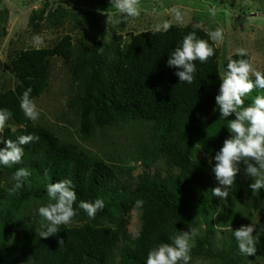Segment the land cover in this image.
Instances as JSON below:
<instances>
[{
  "label": "trees",
  "instance_id": "obj_1",
  "mask_svg": "<svg viewBox=\"0 0 264 264\" xmlns=\"http://www.w3.org/2000/svg\"><path fill=\"white\" fill-rule=\"evenodd\" d=\"M63 16L56 15L61 20ZM194 25H172L166 33L154 34L150 30L131 34L128 43L118 36L116 47L104 54L92 51L87 44L90 36L75 42L67 34L51 47L21 50L12 59L17 85L12 90H0V109L12 113L9 120L18 128H6L2 137L16 141L21 135L34 134L40 139L22 146V163L12 168L0 165V206L4 210L0 226H16L20 210L29 207L30 201L38 200L46 206L47 185L64 179L72 181L77 193L74 208L78 215L74 219L81 223L61 226L48 239L40 236L46 223L37 221L32 228L22 229L19 248L28 264H146L148 252L161 243H171L178 231L208 225L216 212L210 192L212 168L196 154L201 148L214 158L231 134L227 120H220L215 101L221 83L219 49L207 36V30ZM193 31L209 41L215 55L206 64L196 62L192 84H180L175 75L178 69L170 68L167 61L183 37ZM230 57L241 58L237 54ZM55 58L70 68L78 96L69 107L78 115L82 139L88 140L105 127L145 121L153 130L154 141V149L147 155L162 163L166 173L158 169L154 175L140 176L133 185L126 183L121 179L126 173L123 168L118 171L24 116L20 109L23 92L31 87L35 100L47 91ZM254 97L250 94L245 106L251 105ZM4 147L6 144L0 143V149ZM19 168H26L31 175L23 188L11 192L15 184L12 176ZM45 170L48 176L44 175ZM97 198L104 200L105 207L95 219H90L79 203ZM138 200L143 204L137 206ZM135 209L139 211L141 227L132 235L128 224ZM59 239L65 241L61 248ZM209 242L206 235L197 244L200 256L217 258L221 264H241V253L228 258L238 248L236 243L230 252L211 256L207 251ZM0 264H6L1 254Z\"/></svg>",
  "mask_w": 264,
  "mask_h": 264
},
{
  "label": "rangeland",
  "instance_id": "obj_2",
  "mask_svg": "<svg viewBox=\"0 0 264 264\" xmlns=\"http://www.w3.org/2000/svg\"><path fill=\"white\" fill-rule=\"evenodd\" d=\"M173 8H179L183 14L182 23L175 20L171 13ZM140 12L138 18L118 22L121 14L112 7L111 0H0V90L16 87L17 78L11 61L21 50L37 48L32 43L34 35L44 39V45L40 48L53 46L67 34L75 42L90 36L87 44L92 51L104 54L116 47L115 37L122 36L124 42L128 43L131 34L153 30L155 25L164 21H171L172 25L180 27L200 25L207 31L222 28L224 42L217 47L220 75L225 70L227 59L240 48L247 49L255 58L254 67L264 72V0H140ZM89 13L92 15L88 16ZM57 14L59 17L64 14L63 19H58ZM77 94L69 66L62 59L55 58L50 85L41 97L35 99L40 115L34 123L52 130L65 142L77 144L91 155L117 167L118 171L121 172L123 168L126 173L121 179L131 185L140 176L154 175L158 169L166 173L162 163L147 155L149 150L154 149V141L153 130L145 121L105 127L95 131L88 140H83L78 115L69 107ZM251 94L258 96L264 95V92L256 89ZM246 99L250 100V95ZM8 127L14 131L18 128L10 120L7 121ZM196 156L213 169V157L205 154L201 148ZM244 167L241 164V171L226 200L221 201L213 196L216 212L207 226L203 223L202 228L198 229L199 234L194 238L191 250V264H221L217 258L199 255L196 246L206 235L210 237L208 253L211 256L221 255L224 251L230 252V247L237 244L235 230L252 225L256 229L253 235L257 252L249 257L241 254V264H264V189L253 193L249 185L254 181L245 175ZM211 177L213 188L217 187L213 171ZM30 202L29 207L20 210L16 226H0V254L6 264H28L27 257L19 248L22 229L32 228L37 221L47 223L38 212L43 206L42 202ZM3 213L0 206V217ZM73 224L81 223L74 219ZM140 227V214L135 209L129 218L128 231L136 235ZM236 251L231 252L228 258L241 253L239 248Z\"/></svg>",
  "mask_w": 264,
  "mask_h": 264
},
{
  "label": "clouds",
  "instance_id": "obj_3",
  "mask_svg": "<svg viewBox=\"0 0 264 264\" xmlns=\"http://www.w3.org/2000/svg\"><path fill=\"white\" fill-rule=\"evenodd\" d=\"M112 7L121 14L118 22H127L129 19L138 18L140 12V0H111ZM100 11V10H98ZM175 20L183 22V14L179 8L171 9ZM101 14H104L101 12ZM172 26L171 21H164L153 28V33L167 32ZM199 28L200 25H194ZM207 36L213 44L219 47L224 42V31L217 27L208 30ZM32 43L38 49L44 45V39L40 35L32 37ZM236 54L240 59L229 57L226 69L220 75L219 94L215 97L220 120H227V129L230 138L225 139L222 148L216 153L215 164L212 169L218 186L210 189L213 196L221 201L229 197V190L235 185L236 178L243 164L244 172L253 183L249 185L253 193L264 189V95L255 96L249 106H245V99L256 89L264 90V72L254 67L255 58L247 49H237ZM215 48L208 40L199 38L195 31L183 37L182 42L175 47L169 55L167 65L178 69L175 75L180 84H192L197 72L196 62L206 64L214 57ZM251 77H254L252 79ZM33 89L27 88L20 99V109L24 116L35 122L39 119L40 112L35 100L31 97ZM12 113L8 109H0V134L4 133L7 121ZM235 117L234 119H227ZM39 136L34 134L21 135L16 141L0 136V143L6 147L0 149V165L12 168L13 165L22 163L24 147L39 141ZM211 162V161H210ZM31 173L26 168H19L14 172L12 179L15 181L11 192L21 189L28 181ZM45 176L48 171L45 170ZM49 203L38 209L39 215L45 224L46 230L40 233L44 239L55 236L61 226L70 227L74 218L78 215L74 208L77 193L73 190L72 181L64 179L47 185ZM137 206L143 201H137ZM105 207L104 200L97 198L94 202L80 201L79 208L86 212L90 219H95L97 213ZM255 227L241 226L234 231V237L239 251L245 256H254L257 252L256 240L253 233ZM199 234L196 228L179 232L171 238V243H161L152 248L147 254L146 264H191V250L194 247V238ZM61 247L63 239L58 240Z\"/></svg>",
  "mask_w": 264,
  "mask_h": 264
}]
</instances>
